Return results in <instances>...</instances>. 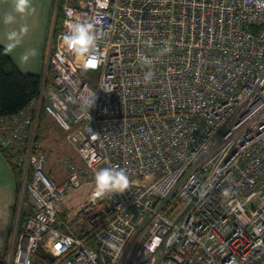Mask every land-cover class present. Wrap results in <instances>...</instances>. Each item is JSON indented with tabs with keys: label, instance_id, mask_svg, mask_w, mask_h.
I'll list each match as a JSON object with an SVG mask.
<instances>
[{
	"label": "built area",
	"instance_id": "built-area-1",
	"mask_svg": "<svg viewBox=\"0 0 264 264\" xmlns=\"http://www.w3.org/2000/svg\"><path fill=\"white\" fill-rule=\"evenodd\" d=\"M75 23L93 25L90 53L65 44ZM90 54L99 67H85ZM48 75L0 117V146L22 168L0 264L38 252L41 264H118L136 230L122 264H264V0L65 2ZM39 107L81 159L64 158L58 182L31 137ZM103 168L124 169L129 187L95 196ZM84 183L74 232L61 204Z\"/></svg>",
	"mask_w": 264,
	"mask_h": 264
},
{
	"label": "crops",
	"instance_id": "crops-1",
	"mask_svg": "<svg viewBox=\"0 0 264 264\" xmlns=\"http://www.w3.org/2000/svg\"><path fill=\"white\" fill-rule=\"evenodd\" d=\"M80 1L31 0L35 11L21 17L20 14L13 11V0H0V45L6 48L9 43L7 40L9 31H18L22 25H27L28 27V32L23 36L21 43L11 52H8L20 71L23 73L46 74L47 61L57 34H55V27L62 5L65 2L78 4ZM8 12H12L16 16V21L5 25L3 18L5 13ZM32 49L37 51V55L35 57L28 55L27 60H22V56L28 54ZM17 191V180L13 165L8 156L0 149V250L9 247L13 240L16 228L15 206L18 197ZM64 218L69 224L70 221L67 217ZM70 224L74 232H79L80 222L74 221L73 224Z\"/></svg>",
	"mask_w": 264,
	"mask_h": 264
},
{
	"label": "clouds",
	"instance_id": "clouds-1",
	"mask_svg": "<svg viewBox=\"0 0 264 264\" xmlns=\"http://www.w3.org/2000/svg\"><path fill=\"white\" fill-rule=\"evenodd\" d=\"M13 11L20 14L21 17L34 12L31 0H13ZM16 21V16L12 12L5 13L3 22L5 25L12 24ZM28 32L27 25H22L19 30H12L7 33L9 43L6 46L7 52H11L22 41L24 35ZM64 42L68 49L73 52L85 54L90 53V50L95 46L96 35L91 23H75L71 26V35L65 36ZM28 55L35 57L37 51L30 50L28 54L22 56V60H27ZM102 63V59L96 55L90 54L85 63L86 68L95 69ZM153 73L148 72L145 75V80H149ZM96 191L97 197H103L109 193H123L129 187V178L126 171L122 168H103L96 172ZM109 247H115L109 242Z\"/></svg>",
	"mask_w": 264,
	"mask_h": 264
},
{
	"label": "rangeland",
	"instance_id": "rangeland-1",
	"mask_svg": "<svg viewBox=\"0 0 264 264\" xmlns=\"http://www.w3.org/2000/svg\"><path fill=\"white\" fill-rule=\"evenodd\" d=\"M46 67H48V61ZM47 77L48 78H45V75H43L42 90L46 89L49 75ZM31 137L41 144V147L48 155L45 169L49 176L56 182L63 180L67 176L62 164L64 158L73 156L78 161H81L74 148L67 141L65 132L56 124L54 119L48 113H44L40 107L38 110V116L35 119ZM90 189V183H84L76 189H70L67 191L61 204V208L63 209V216L67 217L70 223L73 224L74 221L77 223L80 222L77 214L80 208L85 204V201L88 200ZM64 220L66 219L64 218ZM70 223L69 225H71ZM136 232L137 230L133 233L134 235L125 246L118 264H122V260L129 251L132 239ZM128 259H130V256Z\"/></svg>",
	"mask_w": 264,
	"mask_h": 264
},
{
	"label": "trees",
	"instance_id": "trees-1",
	"mask_svg": "<svg viewBox=\"0 0 264 264\" xmlns=\"http://www.w3.org/2000/svg\"><path fill=\"white\" fill-rule=\"evenodd\" d=\"M61 19L62 10L55 27V34L59 31ZM42 79V74L23 73L20 71L6 48L0 45V117L19 112L32 99L38 97L42 90ZM0 149L6 154L1 146ZM13 169L17 180V194L19 196L22 168L13 165ZM28 205V202H26L21 213V219L28 214ZM42 259H44V256L38 252L35 259L36 264H41L40 261Z\"/></svg>",
	"mask_w": 264,
	"mask_h": 264
}]
</instances>
